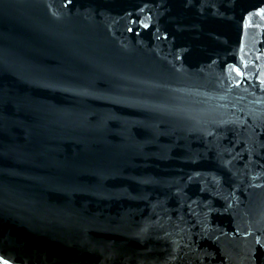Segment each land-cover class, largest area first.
<instances>
[{
	"label": "water",
	"instance_id": "water-1",
	"mask_svg": "<svg viewBox=\"0 0 264 264\" xmlns=\"http://www.w3.org/2000/svg\"><path fill=\"white\" fill-rule=\"evenodd\" d=\"M264 264V0H0V264Z\"/></svg>",
	"mask_w": 264,
	"mask_h": 264
},
{
	"label": "snow or ice",
	"instance_id": "snow-or-ice-1",
	"mask_svg": "<svg viewBox=\"0 0 264 264\" xmlns=\"http://www.w3.org/2000/svg\"><path fill=\"white\" fill-rule=\"evenodd\" d=\"M5 264H6V262H5Z\"/></svg>",
	"mask_w": 264,
	"mask_h": 264
}]
</instances>
